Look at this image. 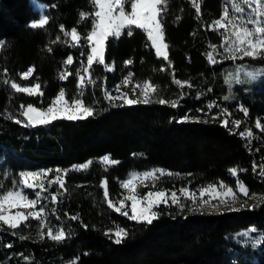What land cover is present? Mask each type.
I'll return each mask as SVG.
<instances>
[{"label":"trees","instance_id":"obj_1","mask_svg":"<svg viewBox=\"0 0 264 264\" xmlns=\"http://www.w3.org/2000/svg\"><path fill=\"white\" fill-rule=\"evenodd\" d=\"M38 1L47 5L49 23L34 29L30 25L40 15L31 0H0V192L12 188L21 171L71 169L92 163L88 169L69 171L66 191L61 190L56 203L49 200L45 206L44 238L36 219L16 230L0 227V264H264V244L253 247L248 237L240 235L252 227L258 230L256 236L264 232V203L258 200L264 196V179L259 176L264 133L251 128L252 138L241 137L243 129L231 125L234 108L223 99L230 92L226 81L229 62L218 59L213 65L207 60L212 45L222 51L223 30L213 31L210 26L223 14L226 0H198L199 19L191 0H167L162 24L170 63L156 57L142 30L133 28L132 36L125 30L120 38L106 43L105 62L111 70L95 64L90 69L95 84H86L80 98L94 108L92 117L25 127L15 123V119L25 120L20 115L21 105L47 107L61 88L69 102L77 96L76 72L81 62L87 66L81 52L87 47L84 34L91 29V20L82 21L79 13L94 12L90 0ZM61 25L64 31L76 27L82 46L65 43L70 38L64 37ZM68 55L73 56V63L65 67ZM127 60L132 64L126 65ZM29 67L35 69L32 77L22 80L20 73ZM63 71L72 75L60 80ZM129 72L133 75L125 85L123 78ZM80 74L89 78L83 71ZM175 79L187 80L191 87L182 88ZM13 81L21 86L40 83L43 96L17 93L10 86ZM145 81L156 86L153 101L163 98L169 103L116 106L118 102L104 99L105 90L116 96L117 86L120 92L127 91L129 98H137L140 88L136 86L142 87ZM246 95L241 106L249 110L248 116L255 110L264 113V90L256 87ZM172 101L177 107L171 106ZM209 103L214 105L212 109H208ZM223 108H228L230 115L225 116ZM9 115L13 119H8ZM184 115L206 122H177ZM241 115L239 111L237 117ZM223 119L229 121L228 127L221 123ZM105 155L118 163L104 164L99 158ZM154 167L176 173L164 176L153 187L167 193H179L182 187L193 192L220 182L236 188L238 178L249 189L248 197H240L248 206L195 210V204L184 201L186 207L180 209L169 200V206L158 207L160 216L150 226L108 208L103 181H107V199L117 206L124 195L121 180L132 170ZM233 167L238 169V177L229 174ZM72 215L79 220L70 219ZM117 226L128 231L121 244L114 242V236L105 235ZM48 227L54 234L63 228L65 239L56 242L47 238Z\"/></svg>","mask_w":264,"mask_h":264},{"label":"snow or ice","instance_id":"obj_2","mask_svg":"<svg viewBox=\"0 0 264 264\" xmlns=\"http://www.w3.org/2000/svg\"><path fill=\"white\" fill-rule=\"evenodd\" d=\"M167 0H90V4L93 6L94 12L89 15L85 12H80L81 20H91V29L84 34L83 43L86 44L85 51L81 52V55H86V65L81 62V69H78L76 76L78 77L79 92L76 97L69 102L66 99V91L64 88L59 90V93L54 99L48 103L47 107H37L29 103L26 107L21 105L20 115L25 120L15 119V123L21 124L25 127H35L39 125H49L53 121L65 119L67 121H77L92 117L95 114L94 108L86 106L80 97H83V89L86 84H95V80L91 79L90 69L93 65H100L105 70H111L109 65L105 62L106 43L110 38L118 39L127 30V35H133V28L140 29L146 34L147 41H150V48L155 49L156 57L163 58L164 61H169V45L165 42V29L162 24L163 15L165 13V6ZM192 7L195 9L197 19L200 18L201 4L198 0H191ZM126 6H130V10L126 9ZM49 23V17L47 15L42 16L38 21L31 23V28H43ZM213 31H219L222 37V52L219 53L224 59H264V0H231V12L228 7H224L223 15L219 19L212 22ZM61 31L66 39L65 43H69L71 47H79L81 45V34L77 31L76 27H72L70 31H64V26H60ZM60 37L57 36L56 41H59ZM54 41V43L56 42ZM212 51L208 53L207 60L209 63L215 65L218 61L214 56L217 52L216 45H212ZM51 51V48H49ZM132 60L125 61L126 65H131ZM73 63V56L68 55L66 60L63 61L65 67ZM170 63V61H169ZM246 67V66H245ZM162 71L164 69H161ZM5 75L7 70L5 69ZM35 69L34 67L27 68L26 71L20 73V78L27 81L32 77ZM83 73L89 74V78L86 79ZM264 74V70H244L243 76L245 79H241L239 74L233 77L235 83H245L255 80L259 75ZM72 73L63 71L59 74L60 80H66ZM132 73L129 72L127 76L123 78V84L127 85L131 78ZM7 83V81H5ZM174 83L180 85L182 88L185 85L191 87L187 80L181 81L175 79ZM11 88L17 93H25L29 97L43 96L40 83H35L32 86H21L20 83L13 81ZM140 88L139 97L129 98L128 92H120L119 86H117V95L113 96L107 90L104 91V99L109 103L118 102L116 106L123 105H135L138 103L149 104L159 103L166 104L169 101L161 98L153 101L152 96L156 92V86L148 81L143 83L141 87L139 84L136 86ZM136 91L135 88L132 90ZM225 101L229 100V96L223 98ZM172 107H177L175 101L171 102ZM208 109H212L214 105L209 103ZM239 111L243 112L245 117L248 116V109L241 106ZM222 112L225 116L230 115L228 108H223ZM8 119H13L9 115ZM213 120L218 117H213ZM206 122L201 121L199 117H190L184 115L177 122ZM221 123L228 127L229 121L227 119L221 120ZM231 123L235 126H240L242 121L239 119L232 120ZM255 127L264 132V125L261 124L260 119L255 122ZM241 137L252 138L253 133L249 129L247 131H241L239 133ZM101 161L106 165H115L118 161L111 159L108 155L101 158ZM92 161L82 163L79 165H73L71 169H47L39 171H21L19 173L18 183L14 182L13 187L0 192V227L7 225L10 229L16 230L18 226H21L30 219H36L40 222V228L38 229L41 238H44V220L47 216L45 212V206L40 204L37 210L38 201L43 199L42 193L48 191L53 185H58L56 193H52L50 199L53 203L57 202L58 195L61 194V190L66 191L65 175L69 171H79L88 169ZM253 170L256 171V165L253 164ZM229 174L233 177H238V169L233 167L228 170ZM49 173H54V179H47ZM157 173L160 176L166 175L164 169H152L151 171H145L143 173L132 172L129 174V178L121 182V187L127 190V195L123 199L119 200V206L111 199H107L109 196L107 181H103L101 186L103 187V195L107 201L109 209L114 210L116 213L121 214L128 220L145 225H152L155 220L160 216V212L157 210L159 206H169V200L171 205H175L180 209H184L185 204L181 203V198L190 200L193 204L197 205L195 210H199L200 207H206L210 204V201L215 199L219 206H224L232 210H240L246 208L247 201L241 202L240 195L243 197L249 196V189L238 178L236 180V190L233 187L228 186L226 183L220 184V189H217L216 184H209L206 188L202 187L199 190L200 199H197L195 193L190 192L187 188L182 187L177 191H171L170 195L164 191H152L149 190L146 193L141 194L138 191V187H148L147 181L155 182L157 179ZM172 175V173H167ZM259 176L264 179V162L260 164ZM47 184V187H46ZM3 186L0 185V188ZM25 189L32 190L35 199H30L26 194ZM38 189V190H37ZM207 194L208 199H203ZM258 200L264 203V196L259 197ZM130 201V206L126 202ZM239 204L240 209H234V206ZM218 205H212L213 208ZM15 210V211H13ZM55 211V209H53ZM72 220H79V217L72 215ZM87 227V225H85ZM257 229L252 227L240 235L242 237H248L252 246L264 244V232L260 235H254L257 233ZM15 234V232H13ZM105 235L109 237L114 236V242L121 244L128 236V231L123 227H116L113 232L109 229ZM66 237V233L63 228H60L53 232L51 227L47 228V238L52 241L60 242ZM21 240L26 237L20 236ZM11 247V244L8 245ZM24 259H27L24 257ZM71 264H76L72 261Z\"/></svg>","mask_w":264,"mask_h":264},{"label":"rangeland","instance_id":"obj_3","mask_svg":"<svg viewBox=\"0 0 264 264\" xmlns=\"http://www.w3.org/2000/svg\"><path fill=\"white\" fill-rule=\"evenodd\" d=\"M31 4H32L33 8H35L36 10L39 11V15H40L39 19L42 18V16L45 15V12H46V9H47V5L45 3H43V2H41V1H38V0H31ZM224 7H228L230 12H231V0H226L225 4L223 6V9H224ZM126 9L130 10V6H126ZM39 19L32 21V23L38 21ZM222 44H223V42H222ZM0 48H1V45H0ZM218 52H222V51H217L216 53H214V56H215V58L217 60L218 59L227 60L229 62L228 66H227V70H226V81H227V84L230 87V92L228 93L227 96L230 97V99L228 101L231 103V107L234 108V111H233L234 113H233V115L231 117L230 123H231L232 120H236V119H239V120L242 121L240 126H235L232 123H231V125L233 127H235V128L241 127L243 129L242 131H247L249 129L251 130V128H254L257 131L262 132L260 129H257L255 127V122H256L257 119H260L261 124L264 125V113L262 111L255 110L254 112H252V117L251 116L245 117V115H241V117H237V115L239 113L238 109L243 104L242 96L243 97L247 96L246 95L247 92L255 91L256 87H259L260 90H264V74L259 75L253 81L245 82V83H235L233 77L235 75L239 74L241 79H245L244 76H243V71L244 70H264V59H253V58H243V59H237V60L224 59L222 56L216 55ZM24 71H26V70H24ZM233 92H235V93H233ZM262 133H264V132H262ZM102 157L99 158L100 161H101ZM77 165H79V164H77ZM152 169H164L165 173H166V175H164V176H169V175H167V173H172V175H170V176H175L176 175V173H174L173 171L167 170L165 168L154 167V168H150V169H147V170H132V171H130L128 173V175L126 176L125 179H128L129 178V174L132 173V172L143 173L145 171H151ZM39 170H47V169L46 168H41V169L32 170V171H39ZM164 176H160L159 173H157V179H156L155 182H153L151 180L147 181L146 183L148 184V187H138V191L141 194L146 193L149 190L156 191L155 189H153L154 185L156 184V182L158 180L162 179ZM47 179H54V173H49ZM125 179H123V180H125ZM123 180H121V182ZM18 181H19V177H18L17 180H14V182H16V183H18ZM121 182H120V184H121ZM221 183H223V182H220V183L216 184L218 190H221L220 189V184ZM46 187H47V184H46ZM206 187H204V188H206ZM53 189H58V185H53L51 188L48 189L47 192L42 193V196L44 198L41 199L40 201H38L37 210H38L40 204H43L44 206H46L47 203L49 202V200H51L50 196L53 193V191H52ZM233 189L238 191L236 188H233ZM199 190L192 192V193L196 194L198 200L201 198ZM25 192H26L27 195H29L30 199H35V195H34L32 190L25 189ZM123 192H124V195H123V198H124V196L127 195V190L123 188ZM168 194L170 195V193H168ZM178 195H181V194L178 193ZM240 197H241V195H240ZM203 199H208L207 194L204 195ZM184 201H187V202L193 204L190 200L184 199L182 197L181 198V202H184ZM118 202H119V200H118ZM126 204L130 206V201L126 202ZM212 205H218L217 200H215V199L211 200L210 204L208 206H206V208H213ZM117 206H119V203H118ZM195 206H197V205L195 204ZM217 207H222V206L218 205ZM217 207H215V208H217ZM13 211H15V210H13Z\"/></svg>","mask_w":264,"mask_h":264}]
</instances>
